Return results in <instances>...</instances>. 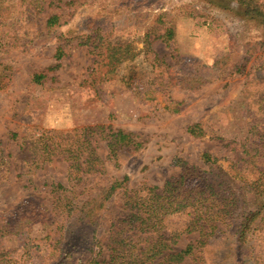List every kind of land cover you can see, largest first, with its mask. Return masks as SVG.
<instances>
[{
    "label": "rangeland",
    "instance_id": "1",
    "mask_svg": "<svg viewBox=\"0 0 264 264\" xmlns=\"http://www.w3.org/2000/svg\"><path fill=\"white\" fill-rule=\"evenodd\" d=\"M80 1L65 24L47 33L44 23L51 9L37 15L28 8L31 16L20 24L21 0H0L12 8L10 19L0 18V34L5 35L0 40V161H8L7 173L0 167V224L31 211L23 203L32 198L41 205L33 222L22 219L25 226L0 238V264H52L57 250L50 238L60 237L62 223L66 230L76 227L75 237L90 236L85 226L73 222L77 219L65 220L64 211L45 219L42 208L54 205L48 192L52 184L80 191L127 175L128 189L142 183L162 186L180 172V163L200 167L209 177L230 179L235 191H245V218L255 214L246 226L242 216L235 218L236 224L243 222L240 228L233 224L217 231L203 253L205 264H264V201L242 184L258 172L250 164L233 167L255 131L264 135L262 14L254 13L256 20H250L245 8L229 0ZM260 3L264 7V0ZM169 24L175 36L165 42L160 36ZM23 30L24 39L15 37ZM88 36H96L99 45L129 44L138 54L114 72L104 66L97 70L88 46L79 45ZM57 48L62 51L58 60ZM167 94L181 103L178 113L164 109ZM197 122L205 135L194 138L186 129ZM97 125L132 131L144 145L121 152L116 165L106 160L101 175H82V167L57 157L39 167L29 162L37 135ZM96 144L105 160V141ZM204 151L218 159L212 170L200 159ZM76 174L84 183L70 177ZM122 203L116 197L108 205L96 232L102 242ZM190 237L182 236L177 248H184ZM106 259V250L97 256L98 261Z\"/></svg>",
    "mask_w": 264,
    "mask_h": 264
},
{
    "label": "trees",
    "instance_id": "2",
    "mask_svg": "<svg viewBox=\"0 0 264 264\" xmlns=\"http://www.w3.org/2000/svg\"><path fill=\"white\" fill-rule=\"evenodd\" d=\"M229 1L245 8L250 20H256L257 17L252 16L254 13L262 14L264 23V7L260 0ZM82 3L80 0H21L19 7H23L24 11L21 12L20 24L25 23L28 15L31 16L28 8L37 10V15L41 10L49 8L52 11L47 14L44 23V30L49 33L55 27L65 24ZM66 8H73V11L69 12ZM11 9L9 5L1 2L2 21L11 16ZM2 21L0 27L3 25ZM26 32V30L20 34L15 32V37L24 39ZM174 36V27L169 24L160 37L167 42ZM4 37V34H0V40ZM95 38L96 36H88L86 40L80 39L79 45L88 46L95 57L94 64L97 70L104 66L107 67V72H114L121 63L134 59L138 54L129 44L99 45L95 44ZM91 39L93 41L89 43ZM148 45L149 42H146L145 48ZM61 57L62 51L57 48L55 58L58 60ZM36 78L39 80L43 75ZM163 102L166 111L173 114L180 111L181 103L173 100L168 94ZM186 132L194 138L205 135L198 122L189 125ZM37 136L35 157L29 162L39 167L57 157L82 167V175L104 174L106 160L113 161L116 165L121 152H134L144 145V141L134 132L112 128L109 125L50 131ZM252 139L250 143L243 144L242 156L234 161L233 167L244 168L250 164L256 169L258 175L254 177L255 179L248 182L242 179L244 180L242 184L244 187L248 184L257 200L264 201V135L260 130H256ZM97 140L105 141L107 149L105 160L97 153ZM200 159L211 170L218 161L208 151L202 152ZM5 160L7 159L0 161V167L7 173L8 161ZM180 164H182L180 172L166 179L162 186L142 183L136 189H128L127 175L121 178L113 177L104 185L82 187L80 191L69 190L61 183L52 184L48 192L53 197L54 205L50 209L42 208V213L46 214L45 219H52L54 213L64 211L65 220L77 219L73 222L85 226L86 230L91 232L88 237L82 235L75 237L76 227L66 230V225L62 223L60 237L53 239L50 238L52 233L50 229L47 237L54 242L57 250L52 264H205L203 253L210 246V240L217 231L222 230L223 226L236 224L235 218L242 216L245 218V191H235L229 184L230 179L223 176L209 177V172L200 167L187 163ZM70 177L76 182L84 183L83 177L78 174ZM116 197L122 199V210L110 218L108 236L106 241L102 242L96 236V232L104 224L108 205ZM26 203L33 209L26 211L20 218L17 213L12 221L1 223L0 238L13 234L25 226L27 223L24 222V225L22 219H27L31 223L41 215V205L36 203L34 198L23 205ZM181 217L183 219H180ZM254 217L255 214L248 213L245 218L246 224L242 222L241 225L236 224V227L246 226ZM174 218L179 220V225L174 224L176 220ZM51 224L50 222L49 228ZM43 226L46 227L45 224ZM56 229L59 232L58 227ZM188 235L193 237L188 238L185 247L177 248L181 237ZM104 250L107 251V259L98 261L97 256ZM10 263L11 261L6 262Z\"/></svg>",
    "mask_w": 264,
    "mask_h": 264
}]
</instances>
